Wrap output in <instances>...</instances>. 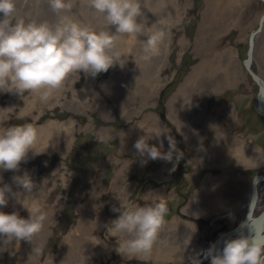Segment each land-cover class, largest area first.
Returning <instances> with one entry per match:
<instances>
[{"label":"rangeland","instance_id":"1","mask_svg":"<svg viewBox=\"0 0 264 264\" xmlns=\"http://www.w3.org/2000/svg\"><path fill=\"white\" fill-rule=\"evenodd\" d=\"M240 1L141 0L142 23L126 0H0V264H188L195 257L151 253L185 236L170 228L150 242L149 229L190 216L197 261L232 229L239 207L194 216L186 207L214 185L207 175L223 174L199 162L222 126L261 150L258 164L236 170L249 204L264 171L259 84L244 63L251 32L260 27L256 44L264 37V0L237 13ZM229 48L234 62L222 56ZM187 103L185 133L176 119ZM197 129L207 135L195 147ZM146 207L144 220L136 212Z\"/></svg>","mask_w":264,"mask_h":264},{"label":"bare ground","instance_id":"2","mask_svg":"<svg viewBox=\"0 0 264 264\" xmlns=\"http://www.w3.org/2000/svg\"><path fill=\"white\" fill-rule=\"evenodd\" d=\"M127 1L131 5H128ZM126 3H127L128 8L131 7L132 11H134L136 15L140 14V16L137 17V19L140 22H142L141 20L144 21L142 23L147 22V20H146L147 16L146 15L143 16V14H145V12H146V8L143 4H141V0H126ZM243 3H244V0L240 1V3H238L240 5H239V8L236 9L237 13L241 12V10H242L241 4H243ZM235 7L236 6H234V8ZM155 14H156V10H154L151 13L152 16ZM259 23L261 24V26L263 28L264 27V12H262V15H260V17H259ZM256 32L257 31H254V33L252 34L253 44H252V48H251L250 61H249V64L247 67L252 72H254L264 83V65H260V69H257L256 71L250 67V66H252V64H254L255 61L260 62V59H264V37H262V39L258 40V42L256 44V42L254 41V35ZM222 53H223V55H222L223 57H227L229 60H231L233 62L235 61L234 51L232 50V48L225 49L224 51H222ZM221 59H223V58H221ZM145 66H147V63H145ZM197 67H198V65H197ZM197 67L195 68V70L197 69ZM146 68H148V67H146ZM233 75H234L233 79L237 78V77H239V79H240V77H241L238 72H233ZM28 80H29V78H28ZM29 81L33 82V84L35 86L38 85V83H39L38 79H36L35 77L33 79H30ZM191 95L194 96L193 94H191ZM200 99L204 100L205 98L202 97ZM187 100H188V98H187ZM257 102H258V105H260V101H257ZM185 105H186V107L184 109H182L181 111H179V110L177 111V115H179V117H178L179 119H176V121L178 122L179 125H181V127H180L181 130H183L186 133L187 128L190 126V124H192V122L189 119V116H190L189 115L190 114L189 109L191 108L190 104L187 103ZM226 105L227 104L223 103L221 105L222 107L220 106L221 108L218 109L220 113H222V112L226 113L225 112L227 110ZM262 105L264 107V94L262 97L261 106ZM208 120H209V118H208ZM209 121H211V120H209ZM216 124H217V121L216 122L212 121V125H211L212 129ZM200 128H202V127H200ZM232 129H233L232 127L229 129H225L223 126H222V128L217 129V131L214 132V136L212 137L213 144L209 147V149L206 150V148H204V147H203V149L202 148L200 149V152H199L200 164L202 166H204L205 168H209V169L210 168H216V167L223 169V174L216 176L214 178H210L211 174L207 175L208 182L214 183V185L209 184V186L213 185L210 188H207L208 186L205 187V185H204V187H202L200 190H197L196 194L194 195V200L192 202H190L186 207V213H188L191 216L201 215V214H205V213H208V215H212L214 212H221V211L227 212V211H229L235 207H239V209L237 208L233 212L234 219L231 222V228H234L238 224V223H234V221L236 219H238L240 216L246 214L249 210H250V214L252 215L251 217H254L259 211H262L264 209V174H263L264 171H260L259 174L262 177L255 179V181H254V188L256 190L254 193V198L252 197V199H253L252 203L249 204V200H250L249 196L247 197V195H246L247 193L244 194V192H242L239 188V185L241 184V182L244 181L243 176L241 174H239L238 172H236V170H238V168L240 166L258 164L260 162L261 150L256 149V146L249 139H245L244 137H238V135L235 134V132H231ZM194 131H196V130H194ZM196 132L197 133L194 134L192 131L189 135V140H190V142H192V145L195 147L197 145L196 141H198V140L200 141V136H201L199 129H197ZM206 135H207L206 132H204L202 134L201 142L203 141V139L205 138ZM163 136L164 135H162V137ZM208 150H212V151L209 152ZM259 174H257V175H259ZM161 191H163V190L160 189L156 194H153V196H151V195L150 196L154 197V198L156 196L159 197V195L161 193V196L158 198V199H160L161 197L164 196L163 192H161ZM244 196H246V197L243 198ZM244 204H247V205L245 206ZM150 209H151L150 207L139 209V210H137L136 214H138L141 218H143L145 220V216H147ZM242 209H244V210H242ZM227 216L224 215L222 217H225V219H226ZM143 222H144L143 220L140 221V223H143ZM172 222L173 221H171V223L169 225H166V227L164 226V227L160 228V229H162L161 231H157L155 229L150 228V226H148V228H150L149 234H148L149 235L148 241H150V242L151 241L153 242V240H154V242L158 241L157 239H159V238H157V236H158L159 232L165 233L167 230H170V228H172L171 231L175 232V234H173V235H175V237L181 236L183 239V236H185L186 239L184 241H180L179 243H173L174 240L173 241L170 240L168 242H161V244L156 245L154 249L152 248L153 250L151 253H153L154 255L155 254L163 255V254L170 252L171 254H169V255L171 256V258L175 256V257H179L180 259H185L187 257L193 256V257H195L194 262H190L188 264H195V262L197 261L196 258L199 256L198 254H200V250H201L199 243L197 242L196 238L194 237L195 235L198 234L199 228L194 225L195 223H193V220L190 216L186 217L185 220H182L179 222H174V223H172ZM179 223H180V225H179ZM263 224H264V218H263ZM215 226H217V225H215ZM252 226L255 230L254 237L253 238L251 237L252 240H251V238H246L243 241V243L238 245L234 249V252H231L232 254H229L230 257H232L230 260L225 262L227 257H229L228 255H226L225 257H219V259L216 262L214 261V263H213L212 258L210 257L211 259L209 261V264H211V263H213V264H226V263L230 264V262L232 261V259H234V257H235L236 261H234L233 264H239L240 263L239 258H241L240 259L241 264H264V256H262L263 255L262 253H264V241L262 240V236L260 237L261 233H264V228L261 229L262 228L261 223H259L258 221L254 222L252 224ZM110 229H113V228L110 227ZM117 230H119L121 232V230L119 228H117ZM82 233H83V231L78 236L75 232L72 235L73 239L72 240L70 239L69 242L79 241L80 239H78V238L81 237ZM243 233H244L243 230H237V229L236 230L230 229L227 232H223L222 233V235L224 234L223 239H221V241H219V239H218L217 243H216L218 246V248H216L218 253L222 254L225 251L229 250L234 244H236V242H238L240 240V238L243 236ZM193 234H194V236H193ZM225 234H227V235H225ZM249 237H250V235H249ZM119 238H120V236H119ZM165 239H166V236L164 238H162L161 240H165ZM111 240H113V239H111ZM246 243H249V244L252 243L253 246L250 249H249L250 246L247 247L246 249H242L244 247L243 245ZM117 246L121 247V245H119V244ZM207 247H210L209 241H207V243L202 245V251L205 250L204 252H206V254L203 253L204 256L203 255H202L203 257L200 256V259H199V261H197V264H203L204 258L209 255V253L207 252ZM145 249L148 250V249H151V247H149V245H146ZM86 260H89V257H86Z\"/></svg>","mask_w":264,"mask_h":264},{"label":"water","instance_id":"3","mask_svg":"<svg viewBox=\"0 0 264 264\" xmlns=\"http://www.w3.org/2000/svg\"><path fill=\"white\" fill-rule=\"evenodd\" d=\"M261 25V24H260ZM260 28V27H259ZM258 28V29H259ZM257 29V30H258ZM257 30H253L252 32H251V34H250V37H249V47H248V50H247V57L244 59V63L246 64V66H248V64H249V61H250V56H251V48H252V44H253V40H252V34L254 33V31H257ZM252 74H253V76H254V78L258 81V84H259V93L257 94V101H260V105H258V102H257V104H256V107H257V109H258V111L261 113V114H264V107H263V105L261 106V104H262V97H263V94H264V83H263V81L254 73V72H252ZM260 177H262L260 174L259 175H256L255 176V178L254 179H258V178H260ZM263 218H264V209H263V211L260 213V215L259 216H257V217H251V214H250V210L247 212V215H246V217L242 220V222H240V224L235 228V229H233V230H243L244 232H245V235L243 236V238H241L236 244V246L235 247H233L231 250H229V252L228 253H223V254H219L218 253V251L216 250V248H218V246H217V242L215 241L212 245H211V249L209 250V251H207L208 253H209V255H210V257L212 258V261H213V263H214V261L216 262L218 259H219V257H225L226 255H228V254H230V252H233L234 251V249L238 246V245H240L241 243H243V241L246 239V238H251V237H249V235L251 234V232H252V230H253V228H251L250 229V227L252 226V224L254 223V222H256V221H258L259 223H261V227H263L264 226V224H263ZM231 232V231H230ZM228 234V233H227ZM227 234H225V235H227ZM224 235V234H223ZM221 236L220 238H219V241H221V239H223V237L224 236ZM255 235V234H254ZM262 236V240L264 241V234H262L261 233V235H260V237ZM254 236H252V238H253ZM259 237V238H260ZM252 238H251V240H252ZM244 247L242 248V249H246L247 247H252L253 246V244L251 243V244H249V243H246V244H244L243 245ZM250 247H249V249H250ZM215 250V251H214ZM217 251V252H216ZM204 254H206V252L204 253ZM241 258H239V261H240V263L239 264H241V260H240ZM234 261H236V259H234V260H232L231 262H230V264H233V262ZM212 263V264H213ZM195 264H197V261L195 262Z\"/></svg>","mask_w":264,"mask_h":264},{"label":"flooded vegetation","instance_id":"4","mask_svg":"<svg viewBox=\"0 0 264 264\" xmlns=\"http://www.w3.org/2000/svg\"><path fill=\"white\" fill-rule=\"evenodd\" d=\"M245 65H246V64H245ZM246 215H247V213L245 214V217H246ZM259 215H260V214H259ZM259 215H258V216H259ZM251 216H252V215H251ZM255 216L257 217V214H256ZM255 216H254V217H255ZM245 217H244V218H245ZM244 218H243V219H244ZM240 222H242V220L238 222L237 226L240 224ZM237 226H236V227H237ZM236 227H234V228H236ZM117 228H118V225H117V226L115 225V227H113V229H117ZM234 228H232V229H234ZM251 228H253V226H251L250 229H251ZM263 228H264V226H263L261 229H263ZM253 231H255L254 228H253ZM110 240H111V238H110ZM214 242H215V240L211 243V245H212ZM211 245H210V247H211ZM210 247H209V248H210ZM250 248H251V247H250ZM208 251H209V250H208ZM233 252H234V251H233ZM204 253H205V252H204ZM230 254H232V253L230 252ZM262 256H264V253H263ZM211 264H212V263H211Z\"/></svg>","mask_w":264,"mask_h":264}]
</instances>
